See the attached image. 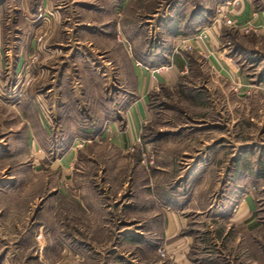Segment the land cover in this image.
<instances>
[{"label": "rangeland", "instance_id": "rangeland-1", "mask_svg": "<svg viewBox=\"0 0 264 264\" xmlns=\"http://www.w3.org/2000/svg\"><path fill=\"white\" fill-rule=\"evenodd\" d=\"M220 7L0 0V264H264V33Z\"/></svg>", "mask_w": 264, "mask_h": 264}, {"label": "crops", "instance_id": "crops-1", "mask_svg": "<svg viewBox=\"0 0 264 264\" xmlns=\"http://www.w3.org/2000/svg\"><path fill=\"white\" fill-rule=\"evenodd\" d=\"M237 4L234 7V9H232L231 11L234 10V19L238 22H240V25L246 26L247 25H251V26H258V30L262 33H264V7L261 8H256L255 7V0H237ZM257 1V0H256ZM264 5V2H263ZM138 59L137 57H134V55H132L131 58V63L133 65L134 60ZM171 61V65L170 68L171 70H169L167 72V79L168 80H172L173 77L176 74V70L178 69L177 64L179 65V62L177 59L171 57L170 59ZM146 68V67H145ZM145 68L141 67H134L133 69V75L136 79V84H137V91L138 92H142V94L140 95L138 101L136 102L138 104H141V106H135L134 104H131V108L133 109L132 111V115L130 116V119H128V129L130 132H135L138 131L141 128V122L144 119V108H143V104L146 103L145 100V95L148 92L149 88L152 87V81L153 79H151L150 76H154V78L159 81L160 79H164L163 76H161V74H155L152 75L150 74V72H147L145 70ZM167 68V69H168ZM150 75V76H149ZM62 96V94H61ZM138 107H140V110L138 109ZM129 132V133H130ZM129 139H131L132 137L130 136V134L127 135ZM131 137V138H130ZM74 154H72V157L75 156V152H73ZM97 202V201H96ZM85 202H82V205L80 206V210L81 213H85L84 209H86L87 207H85ZM97 206V205H96ZM83 211V212H82ZM166 223L165 226H163L164 228V236L167 239H171V238H175L176 235L179 233V230L181 229V227H183L185 225V217L181 216L180 213H178L176 210H167L166 212ZM99 229L101 230L102 228H98L97 230L99 231ZM103 237V232H100V235L97 236L99 237ZM180 237H184V236H180ZM179 239H176L175 241H179ZM174 241H171V243H173Z\"/></svg>", "mask_w": 264, "mask_h": 264}, {"label": "built area", "instance_id": "built-area-1", "mask_svg": "<svg viewBox=\"0 0 264 264\" xmlns=\"http://www.w3.org/2000/svg\"><path fill=\"white\" fill-rule=\"evenodd\" d=\"M237 2H238L237 0H225L226 8L225 9H222L221 8L222 6H221L220 7V10H218V13L221 11V9H222V11L225 10V11L231 12V10L234 9V7L236 6ZM224 17H225V15H224ZM224 21L226 23H228V24H234V22H235V20L230 19V17H225V20ZM244 28H245V26H244ZM136 64L141 66V62H139L138 60L136 61ZM164 67L165 68H168L167 65L165 66V65H162L161 64L158 67L148 68V69L151 72V74L154 75V73H157L160 69H162Z\"/></svg>", "mask_w": 264, "mask_h": 264}, {"label": "trees", "instance_id": "trees-1", "mask_svg": "<svg viewBox=\"0 0 264 264\" xmlns=\"http://www.w3.org/2000/svg\"><path fill=\"white\" fill-rule=\"evenodd\" d=\"M262 74L264 75V65H263V69H262ZM264 76H262L261 78H263Z\"/></svg>", "mask_w": 264, "mask_h": 264}]
</instances>
